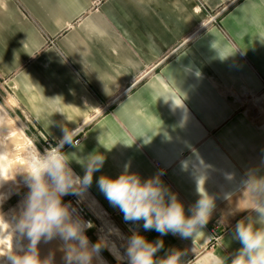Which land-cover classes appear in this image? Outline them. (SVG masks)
<instances>
[{"label": "crops", "instance_id": "0c3cea01", "mask_svg": "<svg viewBox=\"0 0 264 264\" xmlns=\"http://www.w3.org/2000/svg\"><path fill=\"white\" fill-rule=\"evenodd\" d=\"M0 86L47 138L84 131L69 162L82 178L85 159L104 156L90 199L130 237L162 240L157 260L231 264L235 225L257 216L247 185L264 178V119L245 109L264 91V0H0ZM126 165L158 177L186 215L205 192L215 207L201 232L126 221L98 185Z\"/></svg>", "mask_w": 264, "mask_h": 264}, {"label": "clouds", "instance_id": "9594fccd", "mask_svg": "<svg viewBox=\"0 0 264 264\" xmlns=\"http://www.w3.org/2000/svg\"><path fill=\"white\" fill-rule=\"evenodd\" d=\"M73 143L65 138L55 147L41 153L38 148L28 151L26 158L29 166L22 171L26 173V183L30 189L19 224L21 232L26 230L34 248L41 237L51 239L60 234L64 240L79 242L78 247H71L67 259L69 264H91L89 240L84 233V223L71 219L70 206L62 198L65 195H79L81 190L92 182L93 173L99 171L104 163L102 154H91L83 164L86 172L81 178L69 166L68 154L61 149L64 143ZM98 185L109 202L119 207L126 221H143L145 230H155L161 236L172 233L182 238L195 237L208 223L215 207L214 201L200 191V199L190 209L191 215L185 214L183 203L175 194L164 187L158 177L142 180L137 174L125 171L118 177L101 176ZM254 200L253 209L257 216L241 219L235 225L234 239L242 247L237 251L231 264H264V178L250 180ZM167 196V200H166ZM87 227H92L87 223ZM101 244L92 246L98 251ZM163 247V241L150 242L142 234L135 232L127 241L128 264H184L183 253L174 251L165 258L157 260L155 254ZM13 264H40L34 251L23 257H12ZM212 264H225L220 257L214 258Z\"/></svg>", "mask_w": 264, "mask_h": 264}, {"label": "rangeland", "instance_id": "374dc122", "mask_svg": "<svg viewBox=\"0 0 264 264\" xmlns=\"http://www.w3.org/2000/svg\"><path fill=\"white\" fill-rule=\"evenodd\" d=\"M2 88L3 87L0 86V109L4 113L6 111V114L4 116L5 124L3 126L4 128L3 132L9 136L8 143L10 141H13L17 145H19L20 148H18L19 149L18 154L20 155V159H19L20 161L12 162L11 164L12 166H10L9 175L8 174L6 175L7 176L5 179L6 184H4V186H2L0 189V193H1L0 198L4 197L6 194H11L9 195V198L6 201V203L0 208V218H2L3 222H5L6 224H10L11 222H16V224L19 226V222L22 219L21 209L23 208L22 210H24L25 208V204H23L22 208L20 207L19 204L21 203V201L23 202L26 200L27 195L30 191V189L27 186V183L25 182L26 173L22 171L25 167L29 166V162L26 158V154L30 149H33L35 147L38 148V150L41 153H43L45 149L59 145L61 141H63L64 139L53 140L47 138L44 135V133L35 126V124L25 122L19 110L15 109L12 112V109L10 108H12L13 106H10L8 103L11 97H9V100H6L8 96ZM262 95L264 97V91L258 93L257 96H255V98H251V100H253V102L255 103V105L251 107V111H250V106H246L245 108L248 114L251 116V118L253 117V120L255 121L254 125H261L259 122L264 119V111H263L264 101L261 98ZM14 131H16L15 134H13ZM21 133H22V137L19 136L21 135ZM83 134L84 131H81L77 135L72 137L73 143H67V142L64 143L61 150L64 153H66L67 148L70 147L71 145H75V146L80 145L84 141ZM21 158L23 159V161H21L22 160ZM17 164L19 165L17 166ZM13 166L15 167L12 168ZM69 166L73 170V172L77 176H79L74 166L70 162H69ZM7 183L9 184L7 185ZM62 200L65 204H68L71 209L76 210L80 215H82L81 218H83L86 223L87 222L91 223L92 227L87 228L86 226L84 228V233L86 234L88 240L91 242L93 246L96 245L98 242L101 244V247L98 251L108 261L109 264H128V259H124L120 261L113 258L107 251L106 247L103 245L104 244L103 240H105L106 238L110 239L109 234L111 235L113 234L119 237L121 239V245H124L127 248V241L128 238H130V236L121 227V225L114 216L107 213V211L103 212L97 206L92 205L91 203L92 200L88 195L87 187L82 189L79 195H72V194L65 195L62 198ZM73 221L80 222L77 219H73ZM221 233H222L221 229H218L217 227H213L211 229V238L209 240V245H208L210 248L213 245L219 243ZM122 251L124 252L125 250L122 249ZM34 252L35 253L37 252L36 253L37 255L39 249L35 248ZM40 257L41 256L37 257L38 260L39 259L40 261L43 260L42 259L43 257L41 258ZM46 258H48L47 259L48 261L50 260L49 262L51 263L53 262L51 261L52 260L51 258L45 256L44 259ZM73 262L74 264H77V262L76 263L75 261Z\"/></svg>", "mask_w": 264, "mask_h": 264}, {"label": "bare ground", "instance_id": "6f19581e", "mask_svg": "<svg viewBox=\"0 0 264 264\" xmlns=\"http://www.w3.org/2000/svg\"><path fill=\"white\" fill-rule=\"evenodd\" d=\"M8 103L10 106H12L13 101L10 99L8 101ZM249 103H250L249 104L250 108L255 105V103L251 99H250ZM5 114H6V111L4 113L0 109V189L2 186H4V184H6V182H5L6 181L5 179L7 177L6 175L7 174L9 175L10 166H12L11 165L12 162L13 161H18V162L20 161L19 160L20 155L18 154V152H19L18 148H20L19 145H17L13 141H10L8 143L9 136L3 132L4 131L3 126L5 124L4 123ZM15 133H16V131L13 132V134H15ZM19 136L22 137V133ZM21 161H23V159ZM23 163H25V162H23ZM18 165L19 164H17V166ZM14 167L15 166H13L12 168H14ZM23 181H24V179H23ZM8 184L9 183H7V185ZM0 195H1V193H0ZM9 195H11V194H6L4 197L0 198V208L6 203V201L9 198ZM25 202H26V200L23 202L21 201V203L19 204L21 208L23 207V204H25ZM91 203H92V205L97 206L93 200L91 201ZM22 209H21V214L23 212ZM71 212H72L71 213V219L72 218L76 219V218H74L73 215L79 214V213L73 209H71ZM19 224H20V222H19ZM85 227H86V225H85ZM109 237H110V239L106 238L105 240H103V242H104L103 245L106 247L109 254L113 258H115L116 260L122 261L124 259H128L127 258V252H126L127 248H126V246L121 245V239L119 237H117L116 235H113V234L112 235L109 234ZM73 246L78 247L79 242L76 240L66 241L63 239V237L60 234L57 233V234H54L51 239H48L46 237H41L40 240L36 243V245L33 248L32 244H31V240L28 238V236L26 234V230L24 232H21V230L19 229V226L16 224V222H11L10 224H6L5 222H3V219L0 218V264H13L12 257H14V256L15 257H23L24 255L32 254L33 251L35 250V248L39 249V252H40V255H39V252L37 255L43 257L42 258L43 260L40 261V259H39L40 264H69L67 256L69 253V249ZM92 246L93 245L89 241L88 247H89V250L91 252V263H93V264H109L108 261L100 254L99 251H92ZM122 249L125 251L123 252ZM36 253H35V255H36ZM45 256L51 258L52 259L51 261H53L54 263L49 262L50 260L48 261L47 260L48 258L44 259ZM75 263H76V261H75ZM71 264H74V262L72 261Z\"/></svg>", "mask_w": 264, "mask_h": 264}, {"label": "built area", "instance_id": "2783aa9c", "mask_svg": "<svg viewBox=\"0 0 264 264\" xmlns=\"http://www.w3.org/2000/svg\"><path fill=\"white\" fill-rule=\"evenodd\" d=\"M261 98H262V100L264 101V97H263V95L261 96ZM70 212H71V208H70ZM72 213V212H71ZM74 216V218H76L77 220H79V221H82V222H84L85 224H87V223H89V222H85V220L83 219V218H81V216L82 215H80V214H75V215H73ZM88 228V227H87Z\"/></svg>", "mask_w": 264, "mask_h": 264}]
</instances>
